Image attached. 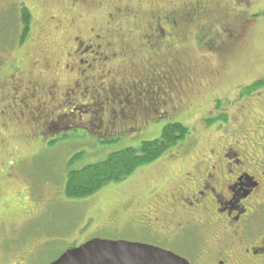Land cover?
<instances>
[{"label":"rangeland","instance_id":"1","mask_svg":"<svg viewBox=\"0 0 264 264\" xmlns=\"http://www.w3.org/2000/svg\"><path fill=\"white\" fill-rule=\"evenodd\" d=\"M206 4L207 12L181 26L177 41L168 49L149 52L129 41L126 47L132 52L123 47L130 54L113 67L103 85L97 83L101 92L93 88L101 99L114 101L130 83L150 84L149 91L167 94L166 104L176 106L167 109L166 116L163 112L169 106L157 104L159 99L154 98L157 110L150 115L151 122L136 131L123 132L120 124L114 128L103 125V131H98L99 121L93 116V126L83 118V127L69 130L49 145L40 148L39 142L52 138L46 132L41 133L43 139L39 134L31 141L37 129L31 115H38L35 108L49 120L67 113L43 97L47 86L57 84L61 92L69 80L61 67L73 35L105 25L115 8L127 21L117 20L113 28L143 32L147 26H155L156 17L173 11L187 13L190 6ZM22 9L28 11L30 23L28 35L20 43ZM197 33L220 34L224 45L211 54L197 45ZM262 79L264 0H0V100L5 105L0 106V264H50L68 249L92 239L147 242L140 229L125 218L143 210L154 190L169 189L170 180L178 179L180 170L189 168L196 158L206 157L213 142L250 141L235 129L233 121L252 130L253 117L264 118V87L245 92ZM15 93L28 98L24 108L10 104ZM68 120L56 119L54 124H59L53 129L68 127ZM129 121V126H136L140 120ZM170 123L186 126L189 135L159 159L90 197H65L69 171L155 140ZM12 167L16 178L5 179ZM133 195H137L136 203L116 214V204Z\"/></svg>","mask_w":264,"mask_h":264},{"label":"flooded vegetation","instance_id":"2","mask_svg":"<svg viewBox=\"0 0 264 264\" xmlns=\"http://www.w3.org/2000/svg\"><path fill=\"white\" fill-rule=\"evenodd\" d=\"M71 7L74 8L75 4ZM208 8V4L202 8L197 5L188 7L187 13L181 10L164 14L156 17L154 27L147 26L143 32L117 25L114 28L120 29L115 30L112 25L117 20H126L123 12L115 8L113 13L107 15L109 21L105 25L73 35L61 67L69 80L61 92L57 84L47 86L43 97L67 111L57 116V121L65 118L73 121L68 120L71 122L68 127L53 129L59 124H54L56 119L43 117L35 108L38 115H31L32 121H37V129L33 130L34 138L30 137L31 141L46 132L52 134V138L39 142L40 148L44 144L49 145L69 130L83 127V118L87 119L85 123L93 126V116L99 121L95 126L98 131H103V125L114 128L119 124L123 132L136 131V128L140 129L151 122L150 115L155 114L159 103H163L164 107L169 106L163 112V116H166L167 109L176 106L166 104L167 94L149 91L150 84L130 83L114 101L102 98L104 102L97 94L98 90L93 88L97 87L101 92L99 85H103L113 67L132 52L131 48L126 47L129 41L149 52L168 49L177 41L180 27L194 23ZM133 19L136 17L130 18V21ZM211 36L197 33L195 39L200 48L213 54L223 47L224 42L220 40V34ZM123 47L128 48L130 53ZM19 88L22 90V87ZM36 91L35 84L30 97L34 98ZM154 98L159 99L157 104ZM38 101L40 105L42 99ZM11 103L13 108H24L28 98L15 93ZM0 106H5L2 99ZM79 112L80 115H77ZM77 118L78 125L75 123ZM136 118L140 120L136 126L126 123ZM21 119L23 115L19 117ZM233 123L237 125L235 129L250 141L213 142L206 157L196 158L189 168L180 170L178 179L170 180L172 184L169 189L154 190L143 210L135 212V217L129 213L125 218L131 226L140 229L142 238L147 239V242L135 243L170 252L188 264H264V118L263 115H255L250 124L252 130L241 127L238 121ZM41 137L43 139L42 134ZM95 138L100 140L98 135ZM13 160H10V166ZM16 174L12 167L4 178L11 180L16 178ZM136 197L133 195L125 202L119 201L115 213L131 208L136 203Z\"/></svg>","mask_w":264,"mask_h":264},{"label":"trees","instance_id":"3","mask_svg":"<svg viewBox=\"0 0 264 264\" xmlns=\"http://www.w3.org/2000/svg\"><path fill=\"white\" fill-rule=\"evenodd\" d=\"M20 43H23L29 32L30 16L22 9L20 16ZM264 87V79L253 83L245 89L248 93ZM211 121H209L210 123ZM189 135V129L179 123L165 125L160 136L152 141L142 142L138 148H124L109 154L101 162L69 171L63 188L68 199H84L97 193L108 184L120 183L129 178L135 171L147 166L169 150L177 146Z\"/></svg>","mask_w":264,"mask_h":264},{"label":"water","instance_id":"4","mask_svg":"<svg viewBox=\"0 0 264 264\" xmlns=\"http://www.w3.org/2000/svg\"><path fill=\"white\" fill-rule=\"evenodd\" d=\"M50 264H188L152 246L127 241L92 239L68 249Z\"/></svg>","mask_w":264,"mask_h":264}]
</instances>
